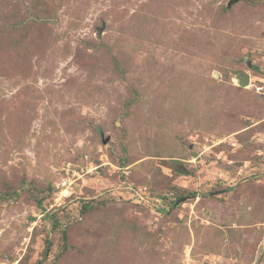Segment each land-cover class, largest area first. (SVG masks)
I'll list each match as a JSON object with an SVG mask.
<instances>
[{
  "label": "rangeland",
  "instance_id": "rangeland-1",
  "mask_svg": "<svg viewBox=\"0 0 264 264\" xmlns=\"http://www.w3.org/2000/svg\"><path fill=\"white\" fill-rule=\"evenodd\" d=\"M231 1L0 0V264H264V0Z\"/></svg>",
  "mask_w": 264,
  "mask_h": 264
},
{
  "label": "water",
  "instance_id": "water-1",
  "mask_svg": "<svg viewBox=\"0 0 264 264\" xmlns=\"http://www.w3.org/2000/svg\"><path fill=\"white\" fill-rule=\"evenodd\" d=\"M234 2H237V0H232L230 3H229V6L231 4H233ZM102 32V28H99L97 30V34H100ZM236 80H237V84L240 86V87H247L249 85V77L247 74H241V75H238L236 77Z\"/></svg>",
  "mask_w": 264,
  "mask_h": 264
},
{
  "label": "built area",
  "instance_id": "built-area-1",
  "mask_svg": "<svg viewBox=\"0 0 264 264\" xmlns=\"http://www.w3.org/2000/svg\"><path fill=\"white\" fill-rule=\"evenodd\" d=\"M261 91H262V93L264 94V87H263V88H261Z\"/></svg>",
  "mask_w": 264,
  "mask_h": 264
}]
</instances>
